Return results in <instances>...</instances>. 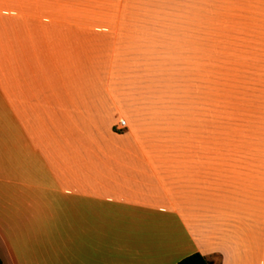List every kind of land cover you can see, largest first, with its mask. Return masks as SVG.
I'll list each match as a JSON object with an SVG mask.
<instances>
[{"label":"crops","instance_id":"obj_1","mask_svg":"<svg viewBox=\"0 0 264 264\" xmlns=\"http://www.w3.org/2000/svg\"><path fill=\"white\" fill-rule=\"evenodd\" d=\"M148 17L0 0L2 264H264V121L202 106L195 68L188 90L185 72L171 93L148 86L151 59L119 33ZM255 38L230 59L261 76Z\"/></svg>","mask_w":264,"mask_h":264},{"label":"rangeland","instance_id":"obj_2","mask_svg":"<svg viewBox=\"0 0 264 264\" xmlns=\"http://www.w3.org/2000/svg\"><path fill=\"white\" fill-rule=\"evenodd\" d=\"M81 1L89 10L133 11L150 16L145 20L151 22L145 27L122 28L119 33L138 37V57L151 59V88L176 91L180 74L185 72L184 89L188 90L187 79L192 80L195 68L199 74L195 88L202 106L221 109L226 104L244 102L249 120L264 121V75L258 76L260 67L232 64L230 59L231 47H238L242 39L247 53L255 47V37L264 36L263 30L257 35L252 28L257 18L250 13L249 0ZM258 1L264 10V0ZM139 42H146V49H139Z\"/></svg>","mask_w":264,"mask_h":264},{"label":"trees","instance_id":"obj_3","mask_svg":"<svg viewBox=\"0 0 264 264\" xmlns=\"http://www.w3.org/2000/svg\"><path fill=\"white\" fill-rule=\"evenodd\" d=\"M0 264H2L1 260ZM176 264H211V262L202 254L196 252L183 258Z\"/></svg>","mask_w":264,"mask_h":264},{"label":"built area","instance_id":"obj_4","mask_svg":"<svg viewBox=\"0 0 264 264\" xmlns=\"http://www.w3.org/2000/svg\"><path fill=\"white\" fill-rule=\"evenodd\" d=\"M118 124H119L118 128L119 129H122L125 126V121L123 119H120L119 122H118Z\"/></svg>","mask_w":264,"mask_h":264}]
</instances>
